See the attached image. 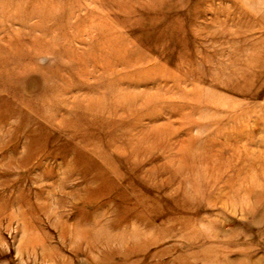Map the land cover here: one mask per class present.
Wrapping results in <instances>:
<instances>
[{
	"label": "rangeland",
	"instance_id": "obj_1",
	"mask_svg": "<svg viewBox=\"0 0 264 264\" xmlns=\"http://www.w3.org/2000/svg\"><path fill=\"white\" fill-rule=\"evenodd\" d=\"M0 264H264V0H0Z\"/></svg>",
	"mask_w": 264,
	"mask_h": 264
}]
</instances>
